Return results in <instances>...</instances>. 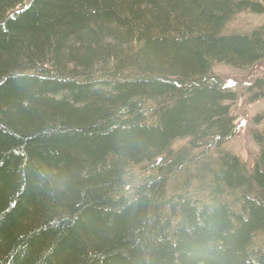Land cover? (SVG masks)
Returning <instances> with one entry per match:
<instances>
[{
	"label": "trees",
	"instance_id": "16d2710c",
	"mask_svg": "<svg viewBox=\"0 0 264 264\" xmlns=\"http://www.w3.org/2000/svg\"><path fill=\"white\" fill-rule=\"evenodd\" d=\"M264 0H0V264H264ZM264 99V80L249 89Z\"/></svg>",
	"mask_w": 264,
	"mask_h": 264
},
{
	"label": "rangeland",
	"instance_id": "374dc122",
	"mask_svg": "<svg viewBox=\"0 0 264 264\" xmlns=\"http://www.w3.org/2000/svg\"><path fill=\"white\" fill-rule=\"evenodd\" d=\"M263 23L264 14H243L235 21L236 27L243 28L242 33L254 30ZM215 73L223 80L225 87L236 89L239 94L231 111L237 116L236 133L227 141L225 148L252 166L257 157V147L252 140V132L256 127L253 120L264 110V99L253 101L249 89L256 80H264V60L249 69H237L231 65L217 66Z\"/></svg>",
	"mask_w": 264,
	"mask_h": 264
}]
</instances>
